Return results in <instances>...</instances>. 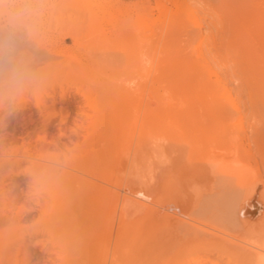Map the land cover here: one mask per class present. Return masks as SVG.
<instances>
[{
    "label": "bare ground",
    "instance_id": "1",
    "mask_svg": "<svg viewBox=\"0 0 264 264\" xmlns=\"http://www.w3.org/2000/svg\"><path fill=\"white\" fill-rule=\"evenodd\" d=\"M212 7L220 19L205 32V54L180 46L182 54L166 55L175 71L154 54L164 71L149 61L141 81L120 77L105 97L121 63L113 65L119 72L110 66L120 61L97 82L76 56L67 77L48 80L42 97L8 119L0 132V264H264V0ZM162 9L156 31L137 32L142 46L173 24L188 27L189 19H168ZM189 26L204 35L201 25ZM72 30L60 37L79 42ZM130 37L129 47L139 43ZM59 44L43 39L41 58L55 57ZM128 52L122 75L139 70L133 61L146 53ZM178 53L210 61L193 73L177 64ZM160 71L159 80L151 76ZM76 120L79 136L70 133Z\"/></svg>",
    "mask_w": 264,
    "mask_h": 264
},
{
    "label": "rangeland",
    "instance_id": "2",
    "mask_svg": "<svg viewBox=\"0 0 264 264\" xmlns=\"http://www.w3.org/2000/svg\"><path fill=\"white\" fill-rule=\"evenodd\" d=\"M53 2L57 5V7L53 12L49 26H48V28H47L44 36H43V39L51 40V38H52L53 41L60 43V44L57 45V47H56V54H55L56 56L53 58L44 60L47 64L48 80H52L55 77H63V78L67 77L68 74L70 73V70H71V65H72L71 60L74 57L79 56V58L81 59L79 62V65L81 67L89 68V74L90 75L88 74V76H90V77L93 76V78H94L96 75L97 76L95 78L96 81H97V79H99L97 82H101L104 79L102 77H105V75L110 77L113 74V72L110 70L111 68L108 67L109 65L112 64L113 61H117V62L120 61V62H118L117 65H115L116 62H115V64L113 63L112 66H110V67H112V70H114V69L117 70V68L113 67V65L117 67L118 64L121 63V64H119L120 67L118 68V70L121 68L119 71L122 72V70H123L122 65H123L125 60L123 61L120 58L121 57L126 58L128 51H129L128 55H129L130 51H131L130 54L133 53L134 55H135V53L140 52V51H144V53L146 52L145 53L146 57L144 55L140 54V56L142 58L139 57L137 60H135L138 63L133 61V63L140 65V68H138L139 70H137L135 72H132V68H131V72L133 75H130V71L128 70L129 68H127L126 71H129V72H127L126 75H122V73H120L117 70L119 72V73L118 72L117 73L120 76H117L118 74H114L110 78L107 79L108 81L110 80V82H109L110 85H108L109 84L108 83L106 87H104V88L102 87L104 94H106L105 97H107V95H108L107 92L111 88V85L115 84V87H118V86L120 87L121 84L123 83V82L121 83V80L124 81V84H131L134 82L141 81V78L139 76H141L142 74H144L146 72L144 69L147 70L148 68H150V65H151L152 70L155 71L158 68V66L162 65V63H160V65L157 64V63H159V61H158L159 59H157V57L154 58V54H156V56H158V57H159V54L161 56L164 55L163 59L165 58L166 62L164 60L163 61L167 64L169 63L168 68L173 69V70L176 67L172 68L173 65H170V62H169L170 56L168 55V58H167L166 55L170 52L173 55L174 52L178 48H179V50L182 49V48H180V46L188 45L190 47V49L191 48L195 49L196 47H199V51L200 52L202 51L205 54L207 47H208V41H209V38H207L208 36L206 35V37H205V32L207 30H209L208 27L210 25V22L213 21L215 16L217 18V15L219 13V12L218 13L216 12L217 13V15H216L215 10L212 7L213 4L216 3V0H213V1H209V0H53ZM129 4L130 5L137 4V6H139V7H138V9H134V11H132L133 9H131V10L125 9L124 7L129 5ZM75 8L81 10V13H79L80 11L77 10V14L78 13L81 14L79 18H77L79 15L77 17L74 16V15H76L75 14L76 13ZM162 8H165L166 15H167L168 19L176 18L177 16L181 17V18L185 17V18L189 19L188 20L189 21L188 27H191V26H189L190 23L192 26H195L197 24L201 25L202 30L204 31L203 32L204 35L202 34L200 37V35L197 36L198 34L196 35L195 33H192L191 32L192 30L189 31L190 29H192V27L189 28L188 30H186L188 27L185 29V27H183V26H180V25L177 26V24L176 25L173 24L175 27L173 28L172 27L173 25L171 26V28H173V31L171 30L172 33L171 34L169 33L170 35L167 33V36H165V34H163L162 37L160 36L159 40H161V39L163 40V38H164L163 41L162 40L158 41L157 39H155V40L152 39V41H154V43H153L150 40L153 43V44L150 43L152 45V48H150L151 46L148 47L150 45L149 43L147 44V46H142L144 43L141 42V40L138 38L139 36H141V35H139L140 34L139 31L143 32V33L141 32L143 36H145L147 33H149L151 31L150 30L151 28H153V30L156 31L157 29H155V28L159 25L158 23H160V20H158V19H160L159 16L161 15L160 10L164 11ZM140 9H141V11L143 9H145V10H143L144 13L142 11L143 15L139 17L137 12H138V10L140 11ZM64 10H66V11H64ZM109 12L112 13L113 16H117V17L121 16V18H123V17L124 18L125 17L131 18L130 15H132V20L129 19L131 23L130 24L128 23L129 21H127L128 20L127 18L124 20L120 19L117 21H113L114 23L113 22L108 23L106 21L101 22L100 19H98L99 16H102L103 14L109 13ZM70 13L72 16L70 15ZM121 14H124V15H121ZM219 15H218V17L220 19ZM64 16H65V18H64ZM72 17H73V19L76 17L75 22H77L76 20L80 19L78 21L79 23H74L73 21H68V18H70L69 20H71ZM163 17L164 16H162L161 19H163ZM59 19H62L63 21H61ZM81 20H83V22L80 24ZM125 20H126V22H125ZM71 23H72V25H71ZM211 23L214 24V22H211ZM75 24H77L76 27H75ZM70 25L72 26V28L70 27ZM68 27H70L71 29L69 28V30H68ZM74 29H75V31H74ZM144 29H146V30L148 29L147 32ZM70 30H72V32L74 31V33L77 36H79V38H80L79 42H74L72 37H68V39L67 38L64 39L63 37H60V36H64L65 33L63 34V32H67ZM242 30L240 29V31H239V35H241V36L243 35L241 32L245 33L244 35H246L248 32L252 31V29L251 30L249 29L248 32L245 31L246 29H244V31H242ZM126 33H128L129 36H126ZM130 35H132V36L134 35L135 37H137L136 41L139 39L138 40L139 43H137V42L133 43L134 42V39H133L132 40L133 41L132 46H130L132 49L134 48L133 51H136L135 53L129 47V45L131 44V42H129L131 39ZM137 35H139V36H137ZM143 36H141V37H143ZM116 37L118 38L117 40L121 41L120 45L116 43L117 42V41H115ZM167 37H169V38L167 39ZM111 38H112L111 41H113V42L115 41L114 43H116V44H111V43H113V42H110V40H109ZM132 38H134V37H132ZM153 38H156V37L154 36ZM57 39H58V41H57ZM105 39L107 42L108 41L109 42L105 43V41H104ZM104 43L107 44L106 48L102 47ZM109 43H110V45H109ZM118 43H120V42H118ZM136 43L139 45L142 44L141 45L142 47L141 46L138 47V45ZM134 46L137 47V49H135ZM144 47H146L147 49L146 48L143 49ZM102 48H105V50L100 51V49H102ZM148 48L151 49V50L149 49V51H151V55L153 54L152 55L153 57L150 55ZM181 51L182 50H180V52ZM63 52L65 53V55L61 56V53H63ZM137 54H139V53H137ZM181 54H182V52H181ZM178 55L180 56L179 53H178ZM174 57H175V59L178 58L177 55ZM181 57L182 56H180L179 58H181ZM148 58H150V59L154 58L156 60L151 61L150 59L148 60ZM189 58H191V57H189ZM160 60L162 61V57L160 58ZM190 60H192V59H190ZM171 61H172V59H171ZM176 61H177V64L179 66L181 65V66L185 67V66L190 65L189 70H191V71L193 70L192 72L194 73V72H197V70L194 71L195 68L196 69L202 68L206 64V62L210 61V60H209L208 55H203L202 57H197V58L195 57V59L193 61L185 60V58H183V57H182V59H180V60L177 59ZM109 62H111V64ZM140 62L142 63V65ZM147 62H149L148 64H150V65L146 64ZM108 63H109V65L107 66ZM153 63H156L157 65H154ZM174 63H176V62H174ZM129 64H126L127 67H130V66H128ZM135 64H132V65L134 66ZM145 64L147 66H145ZM167 64H165V66H167ZM105 66H107L108 69L105 68ZM162 66H160L159 68H162ZM179 66H177V67H179ZM102 67L106 70V73L109 75H107L106 73L103 74V71L101 70V69H103ZM124 67L126 68V66H124ZM191 68H193V69H191ZM116 70H115V72H116ZM140 70H141V72H140ZM161 70L164 71V68H162ZM184 70L186 71V69H184ZM138 71L140 72L139 75L135 74V73H138ZM143 71H144V73H143ZM165 71H166V69H165ZM167 71H169V70H167ZM128 73H129V75H128ZM165 73L167 74L166 76H168V73L167 72H165ZM160 74H163V72L160 71L155 75L153 73V75H151V76L154 77L155 79H158ZM187 74H189V72H187ZM198 74H200V73H197L196 75H198ZM98 76H100V77H98ZM115 76H117V77H115ZM125 76H129V77L125 78ZM132 76H133V78H132ZM143 76H142V78H143ZM175 76H177V75H175ZM178 76H180V75L178 74ZM182 76L185 77V75H182ZM114 77L116 79H118V77H119L118 82L122 78L119 82L120 84H117L118 82L116 81V79L113 80ZM105 78H107V77H105ZM164 78H165V75H164ZM194 78H197V76ZM111 81H114V82L116 81V82L112 83ZM30 113H32V110H26L24 113L19 114L18 117L23 119V122H24V119ZM262 115L264 116V111H263ZM258 118L260 120L261 118L263 119L264 117L260 118V116H259ZM258 118H257V120H258ZM259 125H260V123H259ZM261 125L259 126V129H260V127H262L263 131H264V127H263L264 126V120L261 123ZM262 138L260 140L264 139V138L263 139ZM262 142L260 143L259 146L263 145ZM262 148L264 149V146ZM254 163L255 162L253 161V164Z\"/></svg>",
    "mask_w": 264,
    "mask_h": 264
},
{
    "label": "clouds",
    "instance_id": "3",
    "mask_svg": "<svg viewBox=\"0 0 264 264\" xmlns=\"http://www.w3.org/2000/svg\"><path fill=\"white\" fill-rule=\"evenodd\" d=\"M56 7L53 0H0V132L9 118L34 97H42L48 87L47 64L40 51ZM74 129L77 120L70 133L79 136Z\"/></svg>",
    "mask_w": 264,
    "mask_h": 264
}]
</instances>
